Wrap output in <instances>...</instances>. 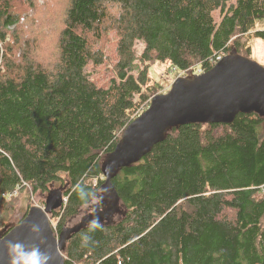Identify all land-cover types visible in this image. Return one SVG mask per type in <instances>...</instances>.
<instances>
[{
  "label": "trees",
  "instance_id": "16d2710c",
  "mask_svg": "<svg viewBox=\"0 0 264 264\" xmlns=\"http://www.w3.org/2000/svg\"><path fill=\"white\" fill-rule=\"evenodd\" d=\"M31 2L0 0L1 234L31 206L17 215L16 195L62 186L63 204L49 213L61 218L57 235L82 207L74 186L102 188L104 156L157 94L152 63L191 76L232 50L248 56L249 39L264 42V0H68L55 60L44 64L29 41L15 43L20 5ZM109 31L116 72L98 85L87 67L103 62L96 45ZM111 182L119 215L87 247L88 223L69 234L64 264H264V116L172 127Z\"/></svg>",
  "mask_w": 264,
  "mask_h": 264
},
{
  "label": "water",
  "instance_id": "95a60500",
  "mask_svg": "<svg viewBox=\"0 0 264 264\" xmlns=\"http://www.w3.org/2000/svg\"><path fill=\"white\" fill-rule=\"evenodd\" d=\"M171 83L167 92L151 97L148 107L126 125L119 142L104 156L102 188L109 191L101 208L55 235L49 213L63 204V187L50 189L43 206L31 205L19 222L0 233V264H8L6 241L38 246L51 257L49 264H64L62 249L69 234L83 229L94 215L100 222H109L120 212L119 197L111 182L120 167L139 161L172 127L231 123L239 113L256 112L264 116V66L234 50L208 70L178 76ZM32 225L38 226V233L30 230Z\"/></svg>",
  "mask_w": 264,
  "mask_h": 264
},
{
  "label": "rangeland",
  "instance_id": "374dc122",
  "mask_svg": "<svg viewBox=\"0 0 264 264\" xmlns=\"http://www.w3.org/2000/svg\"><path fill=\"white\" fill-rule=\"evenodd\" d=\"M68 0H32L31 4L27 3L22 7L20 5V12L23 24L17 27L16 32L19 35L20 40H16L15 43H25L30 42L28 51H26L30 56L34 57L35 61H41L44 64H48L55 60L56 55V45L55 38L58 34V29L60 27L61 19L63 18L64 11L67 7ZM25 27V29H24ZM12 29H8L10 31ZM11 40L10 33L8 34ZM7 43H11L9 40ZM115 43L116 36L113 31H109L106 38H102L96 45L103 52L104 58L103 62L99 65L87 67L91 73V78L98 85H106L109 78L114 75V64L116 60L115 55ZM248 45H250V53L248 56L250 59L254 60L260 65L264 66V42L258 38L249 39ZM5 45L0 40V68L4 63L3 51ZM136 51L139 54L143 48V43H136ZM13 53L18 59L21 58L19 50L14 46ZM149 75L151 78V83L156 85V92H167L171 86V82L174 81L178 76H185L183 73L170 67L168 63L155 62L150 65ZM60 185H52L50 189L58 188ZM102 189V188H101ZM31 194L29 201L23 200L22 195H16L12 200V204L15 208L17 215L22 212L23 208L29 205L43 206L47 194L40 195V193ZM104 201V198H103ZM102 201V202H103ZM101 202V203H102ZM96 207L95 210L100 209ZM58 210V209H57ZM56 211V210H54ZM91 210H86L81 207L78 214L69 219L64 225V227H70L81 221L80 219L89 214ZM119 214H114L113 219H115ZM51 225L53 229L58 222L61 221L60 217H50ZM55 232V230H54ZM56 235V233H55Z\"/></svg>",
  "mask_w": 264,
  "mask_h": 264
},
{
  "label": "clouds",
  "instance_id": "9594fccd",
  "mask_svg": "<svg viewBox=\"0 0 264 264\" xmlns=\"http://www.w3.org/2000/svg\"><path fill=\"white\" fill-rule=\"evenodd\" d=\"M74 191L81 201L82 208L91 210V213H95V208L99 207L103 201L104 195L109 191V188L96 190L90 188L81 180L74 186ZM101 228L102 224L99 218L94 215L93 219L88 223L87 234L81 237L82 247H87L92 241V236L90 234ZM30 230L34 233L39 232L37 225H32ZM5 248L8 256V264H49L51 259V257L47 253L41 251L38 246L33 245L28 247L19 241H6Z\"/></svg>",
  "mask_w": 264,
  "mask_h": 264
},
{
  "label": "built area",
  "instance_id": "2783aa9c",
  "mask_svg": "<svg viewBox=\"0 0 264 264\" xmlns=\"http://www.w3.org/2000/svg\"><path fill=\"white\" fill-rule=\"evenodd\" d=\"M219 59H220V58H219ZM219 59H218V60H219ZM200 72H203V71L200 70L199 68H197L196 71H195V74H198V73H200Z\"/></svg>",
  "mask_w": 264,
  "mask_h": 264
},
{
  "label": "bare ground",
  "instance_id": "6f19581e",
  "mask_svg": "<svg viewBox=\"0 0 264 264\" xmlns=\"http://www.w3.org/2000/svg\"><path fill=\"white\" fill-rule=\"evenodd\" d=\"M200 73H202V72H200ZM200 73H198V74H200Z\"/></svg>",
  "mask_w": 264,
  "mask_h": 264
},
{
  "label": "flooded vegetation",
  "instance_id": "af4514ba",
  "mask_svg": "<svg viewBox=\"0 0 264 264\" xmlns=\"http://www.w3.org/2000/svg\"><path fill=\"white\" fill-rule=\"evenodd\" d=\"M96 211V210H95ZM89 213H91V212H89Z\"/></svg>",
  "mask_w": 264,
  "mask_h": 264
}]
</instances>
